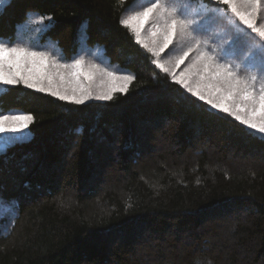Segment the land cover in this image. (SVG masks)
<instances>
[{
  "label": "trees",
  "instance_id": "trees-1",
  "mask_svg": "<svg viewBox=\"0 0 264 264\" xmlns=\"http://www.w3.org/2000/svg\"><path fill=\"white\" fill-rule=\"evenodd\" d=\"M134 3L6 0L0 42L38 37L134 79L82 104L0 94V112L34 118L0 155V264H264V140L152 63L121 24Z\"/></svg>",
  "mask_w": 264,
  "mask_h": 264
},
{
  "label": "snow or ice",
  "instance_id": "snow-or-ice-1",
  "mask_svg": "<svg viewBox=\"0 0 264 264\" xmlns=\"http://www.w3.org/2000/svg\"><path fill=\"white\" fill-rule=\"evenodd\" d=\"M139 6L121 24L135 34L141 44L154 56L160 57L170 45L179 44L175 66L179 67L189 57L191 63L179 76L158 59L152 63L163 72H171L175 83L181 85L211 106L226 113L239 125L245 126L248 135L264 140V24L257 26L261 0H200L199 8H192L186 0H135ZM6 0H0V14ZM51 16H37L31 23L45 24ZM149 21H154L155 31L150 30L153 47L141 39V32ZM219 24L227 37L216 44L217 34L212 26ZM250 30V31H249ZM171 51V49H170ZM167 63V62H166ZM110 81L122 80L118 88H110L98 95L101 100H111L112 91H127L134 77L117 76L97 64L84 66L83 57L71 64H63L48 51H39L23 44L0 42V85L14 87L23 84L39 93H49L62 101L82 104L91 95L81 83V78L92 80L97 74ZM73 84L69 95L60 88ZM34 123L31 114L0 112V136L24 139ZM18 134V135H17ZM7 144L0 146L6 148ZM6 211L11 209L0 205Z\"/></svg>",
  "mask_w": 264,
  "mask_h": 264
},
{
  "label": "rangeland",
  "instance_id": "rangeland-1",
  "mask_svg": "<svg viewBox=\"0 0 264 264\" xmlns=\"http://www.w3.org/2000/svg\"><path fill=\"white\" fill-rule=\"evenodd\" d=\"M187 3H189L192 8H199L200 3H196L190 0H186ZM139 6L134 3V5L127 11V13L125 14L123 19H127L131 14H133V12L138 11ZM155 22L154 21H149L148 23L145 24L144 29L141 32V39L144 43L148 44V46L151 48L153 47L152 45V40L154 39L153 37H151L150 35V30L151 31H155V27H154ZM264 24V0H261V7H260V11L258 13L257 16V26H260ZM129 29V28H128ZM42 29H40L41 31ZM130 30V29H129ZM212 30L217 34V39H216V44H222L223 41L225 39H227V37L223 34L222 30H221V25L216 24L212 26ZM131 31V30H130ZM250 31V30H249ZM131 33L133 34L134 38H135V34L131 31ZM40 34V33H39ZM39 36V35H38ZM38 38V37H36ZM30 39L27 40L25 43H22L23 45H26L28 47L34 48L35 50H39V51H48L51 52L60 63L63 64H71L75 59H79V58H71L68 60L63 59L61 56V51L56 48L55 46H50L49 43L45 44V48L40 50L38 48V41L37 39ZM141 45V44H140ZM142 46V45H141ZM143 47V46H142ZM48 50H47V49ZM144 48V47H143ZM148 53H150V55L152 56L153 60H159L161 63H165L166 67H169L170 69L174 68L175 69V75L179 76L181 72H183L185 70V68L188 67V65L191 63L192 57L195 55L194 53H190L189 57L185 59L184 63H182L179 67L175 66V58L176 56L179 54V44H175L174 45H170L169 49L165 50V53H161L160 57H156L153 55L152 52L148 51L147 48H144ZM171 49V51H170ZM101 50H96L94 53L95 54H100ZM84 60V66L85 68H87V66L89 64H97L102 68H105L109 71H112L115 75L117 76H126L127 74H124L123 72L118 71L115 67H113L111 64H108V62L106 63H95L93 61H91L90 58H86L83 57ZM167 62V63H166ZM156 66V65H155ZM159 69V68H158ZM160 71H162L161 69H159ZM163 72V71H162ZM165 74H167L171 80L172 79V74L171 72H163ZM174 81V80H173ZM81 83L84 87H86L91 95L89 96V98L87 100L84 101V103L89 102V101H105V100H101V99H97L96 97L104 92H107L110 88H116L118 89L124 82L122 80H114V81H110L107 77H104L103 75L97 73L92 80H85L83 77L81 78ZM129 84V83H128ZM23 85V84H20ZM17 86V85H16ZM24 86V85H23ZM73 84H65L62 85L60 90L61 91H65L67 94L71 95L72 94V88H73ZM128 86V85H127ZM182 87V86H181ZM6 86H2L0 85V94L6 89ZM183 88V87H182ZM185 90V92H187V90L185 88H183ZM116 92H120L118 90H114L112 91V95ZM188 94L191 95V93L187 92ZM71 102V101H69ZM204 102V101H203ZM208 105V104H207ZM211 109V106L208 105ZM218 113H222L219 112L218 110L212 109ZM222 114H226V113H222ZM227 115V114H226ZM250 130V129H249ZM250 131H254V130H250ZM18 135V134H17ZM12 134H9V137H11ZM25 138L24 139H10L9 137H5V136H0V146L7 144L6 148H0V155L3 154L8 148H10L13 144H17L20 142H24L28 139V132H26L24 134ZM160 141H158L159 143ZM115 147L116 145H113V148H111V154L114 158V164H116L118 161L116 159V153H115ZM1 218V215H0ZM227 232H229V230L225 227L222 228L221 234H227ZM208 244V243H207ZM165 250H168L167 248ZM192 250V249H191ZM202 251L205 253H209L210 254V249L205 248L203 250H199L198 252V257L200 256V258L202 257ZM204 254V253H203ZM209 256V255H208ZM216 258V257H215ZM217 259H219L217 257ZM151 261L156 262L157 258L155 255H152ZM168 264V263H166ZM216 264H223V262L216 260Z\"/></svg>",
  "mask_w": 264,
  "mask_h": 264
}]
</instances>
